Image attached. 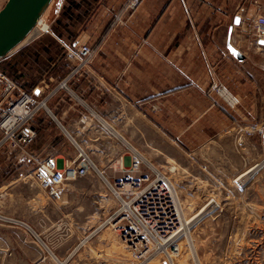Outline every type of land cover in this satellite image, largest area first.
<instances>
[{"label":"crops","instance_id":"crops-1","mask_svg":"<svg viewBox=\"0 0 264 264\" xmlns=\"http://www.w3.org/2000/svg\"><path fill=\"white\" fill-rule=\"evenodd\" d=\"M101 3L70 0L62 14L68 9L73 14L55 25L51 37L36 38L0 61L1 73L46 103L33 121L36 137L23 151L0 152V173H8L0 189L13 185L24 169L17 166L9 176L11 163L26 158L35 171L39 161L53 157L59 168H74L81 164V145L107 140L111 148L96 159L86 156L95 169L79 179L94 173L107 180L121 177L125 171L115 161L120 156L119 149L114 153L115 139H168L149 120L137 121L130 100L138 96L165 98L167 105L176 99L171 111L181 117L177 139H183L178 142L183 152L216 143L236 128L264 129V40L257 43L254 36L264 0H141L128 23L102 40L100 53L79 70L64 48L75 40L92 44L101 37L109 20ZM219 77L230 102L224 106L209 90ZM64 82L66 89L61 88ZM246 139L247 158L256 152L264 162L263 136ZM67 142L77 147L75 153L67 151Z\"/></svg>","mask_w":264,"mask_h":264},{"label":"rangeland","instance_id":"rangeland-1","mask_svg":"<svg viewBox=\"0 0 264 264\" xmlns=\"http://www.w3.org/2000/svg\"><path fill=\"white\" fill-rule=\"evenodd\" d=\"M140 1L101 0L99 8L109 19L101 37L92 44L73 41L64 48V56L79 64L77 53L82 44L92 46L99 54L100 42L128 23ZM6 2L0 0V10ZM69 3L70 0L53 1L44 17L50 31L40 37H51ZM215 83L224 87L223 78L213 81L209 90L224 106V97L213 89ZM162 99L165 100L138 96L136 102H130L134 105L132 109H136L137 121L148 123L149 120L168 139L113 142L114 153L120 151L115 161L122 159L125 168L129 167L133 152H138L147 160L149 170L152 166L164 173L180 196L186 220L193 219L188 225L192 242L189 245L187 238L182 237L180 256L170 261L155 253L148 257L147 264H264V162L258 161L256 152L248 158L245 153L246 138L264 133L248 135L249 128H236L223 133L216 143L183 152L178 143L183 139H177L178 131L182 130L178 126L181 117L171 111V102L175 105L176 99L169 100V106ZM187 117L191 119L192 113ZM107 141L102 145L100 141L81 145L80 151L72 142H67L65 147L68 152L83 153L89 161L86 156L96 159L97 154L111 148ZM6 151H9L7 147L0 150ZM17 166L24 169L15 177L14 184L0 189V264H137L123 236L106 225L117 207L108 184L114 179L107 180L94 173L88 178L68 181L63 201L54 202L40 189L30 160L22 158L17 165L11 163L7 169L11 172L9 176L17 172ZM251 166L254 167L247 169ZM117 173L121 174L120 170ZM6 175L0 173V183ZM73 186L77 190H72Z\"/></svg>","mask_w":264,"mask_h":264},{"label":"built area","instance_id":"built-area-1","mask_svg":"<svg viewBox=\"0 0 264 264\" xmlns=\"http://www.w3.org/2000/svg\"><path fill=\"white\" fill-rule=\"evenodd\" d=\"M49 31L48 25L47 31L36 38ZM254 36L257 43L264 40V16L255 19ZM96 54L97 50L92 46L80 45L77 53L79 70L87 67ZM61 88H67L66 82ZM213 89L221 94L224 87L215 83ZM37 97V93L25 91L0 72V150L7 147L11 151H23L36 137L33 121L46 108V103L38 101ZM246 132L248 135L263 134L264 129L252 125ZM79 159L81 164L65 169L59 168L53 157L39 161L35 179L52 201L62 202L66 183L87 175L94 168L83 153L79 154ZM119 168L125 173L108 182L117 207L110 213L106 225L123 236L137 264H147L148 257L155 253L173 261L182 251L180 240L191 222L184 217L174 184L152 166L149 170L147 160L138 152L131 155L128 168L120 159Z\"/></svg>","mask_w":264,"mask_h":264},{"label":"water","instance_id":"water-1","mask_svg":"<svg viewBox=\"0 0 264 264\" xmlns=\"http://www.w3.org/2000/svg\"><path fill=\"white\" fill-rule=\"evenodd\" d=\"M53 1L7 0L0 10V61L33 40L30 35Z\"/></svg>","mask_w":264,"mask_h":264},{"label":"bare ground","instance_id":"bare-ground-1","mask_svg":"<svg viewBox=\"0 0 264 264\" xmlns=\"http://www.w3.org/2000/svg\"><path fill=\"white\" fill-rule=\"evenodd\" d=\"M50 8V7H49ZM49 8H48V10H49ZM48 10H47V12H48ZM46 12V13H47ZM46 13H45V15L43 16V18H41L40 20H39V22H38V26H36V28L34 29V31L32 32V34L30 35V39L32 38V39H35L36 37H38L39 35H41V33L42 32H46L47 31V29H48V24L44 21V17L46 16ZM221 94L223 95V96H225L226 95V93H225V91H224V89H222L221 90ZM241 179V178H240ZM106 180V179H105ZM177 195H178V192H177ZM178 197H179V200H180V204H181V208H182V211H183V213H184V217H185V219H186V215H185V212H184V209H183V206H182V203H181V199H180V196L178 195ZM191 221H193V219L191 220ZM188 223V222H187ZM191 223V222H190ZM189 228V227H188ZM188 228L186 229V232L184 233V237L185 238H187V241H188V243H189V245H190V242H192V236L190 235L189 236V234H188ZM193 244V243H192ZM181 248H182V242H181ZM190 248H191V246H190ZM181 253H182V251H181ZM181 253H180V255H181ZM180 255H178V256H180Z\"/></svg>","mask_w":264,"mask_h":264},{"label":"trees","instance_id":"trees-1","mask_svg":"<svg viewBox=\"0 0 264 264\" xmlns=\"http://www.w3.org/2000/svg\"><path fill=\"white\" fill-rule=\"evenodd\" d=\"M72 14H73V11L68 9L66 13L62 14V17L57 21V23L61 25L63 23V19L70 18Z\"/></svg>","mask_w":264,"mask_h":264}]
</instances>
